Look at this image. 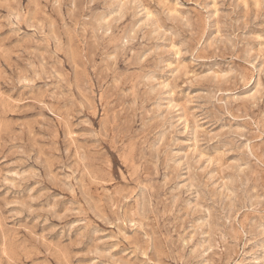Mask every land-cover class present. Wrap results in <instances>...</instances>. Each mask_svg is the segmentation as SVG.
Here are the masks:
<instances>
[{"label": "rangeland", "instance_id": "374dc122", "mask_svg": "<svg viewBox=\"0 0 264 264\" xmlns=\"http://www.w3.org/2000/svg\"><path fill=\"white\" fill-rule=\"evenodd\" d=\"M0 264H264V0H0Z\"/></svg>", "mask_w": 264, "mask_h": 264}]
</instances>
